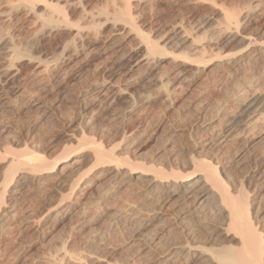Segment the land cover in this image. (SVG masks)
<instances>
[{
	"label": "bare ground",
	"instance_id": "obj_1",
	"mask_svg": "<svg viewBox=\"0 0 264 264\" xmlns=\"http://www.w3.org/2000/svg\"><path fill=\"white\" fill-rule=\"evenodd\" d=\"M197 1L199 2V0ZM82 2V0H16L15 4L0 11L1 20L14 12L19 18L27 17L30 21L29 24L34 27L33 33L30 35L32 37L27 38L28 40L23 43H17L8 34L0 35V79H3L2 82L13 85L23 75L28 74L36 82L34 84L43 87L45 81L50 78H48V74L61 60H70L75 56H82L88 60L92 55L110 49L111 64L117 67L126 64L124 71L128 73L135 74V72L155 69V73L153 72L150 77L153 87L152 93L155 92V95L160 97L159 99L167 102L174 94L173 91L176 87L198 77L207 78L213 72L227 66L230 72L232 71L230 75L232 78L231 85L230 83L224 85L221 90L222 101L221 103L217 101L220 104L216 107L214 105L215 108L212 112L210 111V115L205 116V113H202L204 116L197 118L196 133L204 137L203 146L229 140L233 142L237 140L260 142V138L263 136L260 137V133L264 130V40H257L256 36L255 38H247L239 34V24L243 16L238 13L239 9L236 11V8L229 9L217 4L220 7L216 8V12L222 16V19H216V22H213L214 25L209 23L211 24V26L209 25L210 28L215 27H213L212 34L209 32L210 35H206L207 32L203 30L202 37H199L195 33L198 28L194 31H188L181 25V27L179 25V27L171 26L169 30H172L178 39L179 45H177L172 42L173 39L161 43L157 39L158 36L152 38L149 35L150 32L147 33L144 31L145 29L142 30L136 22L138 18H135L134 13L130 12L131 3L129 0H109V3L99 6V8H88ZM256 6L258 5L247 7L250 11ZM220 19L222 21H219ZM60 30L67 31V39L58 50L56 49L57 52L52 54L53 56L42 58L38 54L33 55L30 52V47L36 41L52 34L54 36V33ZM104 33L108 35L106 43L100 44ZM220 33L223 34L225 42L235 40L242 46L238 48L242 49L232 54L215 53L214 48L218 49L215 38L218 37V34L220 36ZM214 34L217 37H214ZM124 37L129 40L128 43L130 42L129 45L126 41L128 47L126 45L125 47L121 41ZM178 49L183 52L180 53ZM250 63L261 65L258 78L249 77V74V76L240 74L245 68L243 65ZM162 64L167 65V68L172 70L170 74L172 81H176L175 83L171 82V78H166L167 75L166 77L163 75L165 70L158 74L157 69L160 65L163 66ZM131 77L129 76V78ZM106 78H102L103 81L98 83L99 86H96L95 83L96 85L92 87L94 91L101 87L99 93L106 99L110 92L119 96L125 95V99L129 100L128 103L131 101L133 104L131 107H133L136 101L146 102L151 97L148 92V95L137 97L132 93H125L124 90L126 89L122 88L123 86H118V82ZM107 84L112 88H106L105 85ZM91 86L93 85H90V88ZM16 90L19 97L30 102L32 96L25 95L23 90ZM85 93L81 95V99H77L75 108L76 118L81 127L79 133L74 136H67L62 148L49 154L46 160L34 152L25 139L24 142L21 141L17 132L18 128L17 131L14 128L3 129V132L5 130V140L4 144L0 145V165L4 164L3 168L0 169V254H2L1 251L4 246L1 241V234L14 224L22 192L25 189L36 190L39 188V190H48L47 194L49 192V195L48 198H44V200L48 199L47 203L40 204L38 220H34L32 226H40L52 231L58 224L66 221L74 228L77 227L84 236L87 230H93L91 229L93 225L98 226L97 234L92 236L93 238L89 243H87L89 240L86 242L85 246L89 249L87 253L85 252L86 254L71 251L67 248L68 241L64 239L65 242L60 245L57 251L49 254L44 264H264V209L262 202H260L261 198L257 202H250V191L245 189L243 183L239 181L233 183L229 175H225L226 169L218 168L217 158L215 161L212 157L196 159L193 153L184 159V169L179 170L177 167L176 170H166L165 163L161 161L136 157V154H132V151L129 150V146L119 148L118 141L120 140L114 144L111 143L112 145L109 146H106V143L104 145L101 136L97 138L98 136L93 132L97 113L95 102L99 97L96 98L95 95H93L95 98L92 95L87 97L88 94ZM156 96L153 94V97ZM159 128L162 131L165 130L164 127ZM165 137V141H169L167 136ZM261 143L260 145H263ZM193 149L195 152L201 153L196 145ZM170 161H167V165ZM248 168L251 177L263 183L264 153L253 158ZM92 188L103 189L101 199L90 198ZM137 188L142 191L140 192L142 197L155 202L160 200L161 203L162 201L173 203V201L184 199L187 201L191 198L196 203L194 204L197 205L199 212L213 207L219 219L215 224L212 221V226L208 227V224L207 226L202 224L201 217H199L201 215L195 214L196 216L192 219L198 224L197 227L203 225L202 230L199 227L201 233L195 235L184 221L188 216L190 218L191 210V213L189 212V215L181 221L176 220V217L168 218L162 214L159 215V213L155 214V211L152 213V210L148 211L141 208L130 209L127 206H119L110 210L111 194L124 190L135 191ZM195 212L197 211L195 210ZM206 215L204 213L203 218ZM129 218L136 224V231L126 239L124 237L123 243H125L122 247L115 248L114 246L111 254L115 258L111 260L102 259V254L107 253L106 251L110 249L113 241L112 235H115L119 223ZM189 223L192 225L191 222ZM164 226H168L170 236L167 235L169 238H165L166 235L164 236L163 233L154 239L152 237L153 230ZM193 227L196 231L197 227L195 225ZM201 240L212 241L211 243H216V247L211 246L210 243L207 246Z\"/></svg>",
	"mask_w": 264,
	"mask_h": 264
},
{
	"label": "rangeland",
	"instance_id": "obj_2",
	"mask_svg": "<svg viewBox=\"0 0 264 264\" xmlns=\"http://www.w3.org/2000/svg\"><path fill=\"white\" fill-rule=\"evenodd\" d=\"M5 1L0 0V11L6 10L9 6L16 3V0ZM82 1V3L86 4V7L88 8H99V6L101 7L105 3H109V0ZM129 2L131 3L130 12L132 14L134 13L135 18H138L136 19V22L140 26V28L142 30L145 29L144 31L147 33L150 32L149 35L152 36V38H154V36H158L157 39L160 40L159 42L161 43L166 40L172 41L173 39L172 42L179 45L177 43L178 39L173 34V31L169 30L171 26L179 27L181 25L186 30L188 29V31H194L196 30V28H198V32L195 31V33L196 35H199V37H202L204 32H207L206 35H208L209 32L210 34H212V31L215 27L212 26V28H210L211 24L209 23L213 24V22H216V19L218 20L222 17L216 12V8L220 7L218 6L220 4L225 8H236V11H238V9L239 11L241 10L240 12L238 11L239 14L243 15L242 20L239 24V34L241 36H245L247 38H255L256 36L258 38H256L257 40H264V0H199V2L197 0H129ZM254 5L258 6L254 8L255 10L252 8V10L250 9L249 11L248 7ZM238 6L241 8H239ZM246 9L248 12L245 11ZM23 17L19 18L16 13L11 12L5 19H0V35L8 34L12 36L17 43H23L24 41L28 40L29 37H32L30 35H32L34 27L29 24L30 21L27 17ZM25 19L28 20V23ZM221 19L219 21H222ZM106 35L107 34L105 33L103 34L100 44L106 43V38L108 37V35ZM214 37L217 36H215L214 34ZM218 37L215 38L217 39L215 42H217L218 48L217 50L216 47L214 48L215 53L217 52V54L219 53L221 55L232 54L242 49L238 48L239 46H241V44L239 45L237 41L230 40L225 42L223 34L221 33L220 36L218 34ZM260 37L261 39H259ZM66 39L67 31L60 30L54 33V36L52 34L49 37H45L36 41L33 46L30 47V52H32L33 55L38 54L42 58H48L50 57V55L53 56L57 52L56 49L58 50V48ZM121 41L124 43V46L126 45L128 47L130 45V42L128 43L129 40L126 37H124V39ZM126 41L129 45L126 43ZM109 50L110 49H105L97 54H94L88 60L84 59L82 56H75L70 60H61L62 63L58 62V65L55 66L52 71H50L51 75H49L50 73L48 74V78H50L45 81L43 87L39 86L38 84H34L36 82L31 77H29L28 74L23 75L20 80L15 81L13 85L11 83L6 84L5 82H2L3 79H0V145L2 146L5 140V130L3 132V129L5 128L9 130L14 128L15 131L18 130L17 132L21 137V141L24 142L25 139V141L28 142L29 147L32 148L34 152H37L40 156H43L46 160L49 154H52L54 151H58L62 148L67 136H74L79 133V129L81 127L79 126L78 120L76 118L77 116L75 114V108L77 106V101L81 99V95L86 92L88 94L87 97H91V95H95L96 98L99 97V99H97V101L95 102L97 105V113L94 121L93 132L96 133V135L98 136L97 138L101 136V140L103 141L104 145L106 143V146H109L112 145L111 143L114 144L118 140H120L121 142L118 141L119 148L129 146V150L132 151V154H136V157L145 158L147 160L150 159L153 161L158 160V162L161 161L165 163L164 165L166 170H176L177 167L179 168V170L184 169V159L188 156H191L193 153L195 154L196 159H201L202 157H212L215 161V159L217 158L216 161L218 162V168H225L227 172V174L225 172V175H229L230 180H232L233 183H237L238 181L243 183L244 188L250 191V202H257L261 198L260 202H262L261 204L264 209V182L262 183L261 181H257L256 179L252 178L248 168L253 158L259 157L264 153V130L260 133V137L262 135L263 136L260 138L259 143L239 140V144L238 140L236 141L237 143L235 141L233 142L229 140L226 142L224 141L225 143H213V145L211 144L206 146H203L202 144L204 137H201L196 133L197 118H200L201 116L203 117L204 113L205 116H208V114L210 115L213 108L221 103V90L224 85L229 84L232 80V78H230L232 71L230 72L229 67L224 66L218 69V71L213 72L207 78L198 77L195 80H191L190 82L181 84L180 86L175 88V90L173 91L174 94L172 93L173 95L171 96L170 100L166 102L164 100L162 101V99H159L160 97L156 96L155 92L152 93L153 87L150 77L153 75V72L155 73V69H153L152 71L151 69H147L146 71H139L137 72L138 74L135 72L136 75L134 73H128L124 71L126 64L123 65L124 67H117L111 64L112 56ZM167 52H169V50H167ZM181 52L183 51H180V53ZM110 60L111 62H109ZM248 65H243V67L245 66V68H243L240 74L243 73V76L250 75L249 77L253 76L254 78H258L260 76L259 68L261 67V65L259 66V63H250ZM167 67V65H160L159 69H157L159 72L158 74H161V71L165 70L163 72V75L165 77L167 75L166 78H171V82L175 83L176 81H172V76L170 74L172 70ZM24 72H26V70H24ZM129 76L132 77L129 78ZM102 78L118 82V86H123L122 88L126 89L124 90L125 93H132L136 97L139 95L145 96L149 93L151 94V97L149 101L146 102L136 101L134 103L135 106H133L135 109L131 107L133 105L131 104V101L129 102L130 104L127 102L129 100L125 99V95L119 96L118 94H113L110 92L108 93L106 99L99 93L101 92V87H98V90L96 88V92L92 89V87H94V85L96 84V86H99L101 81H103ZM90 85L93 86H91L90 88ZM25 86L27 87L25 88ZM105 86L106 88L110 87L109 89L112 88L111 86H109V84ZM16 89L23 90L25 92V95L32 96L30 98V102L25 101V98L23 97H19L16 93ZM153 94L158 98L153 97ZM217 101H219L220 103ZM159 127H164L166 132L165 130L162 131ZM160 130L162 131V133L165 132L166 135L165 133L162 134ZM172 133H174L175 135ZM139 135H141L142 137ZM170 135L172 136L170 137ZM165 136H167L169 141H165ZM164 142L169 143L165 144ZM250 143L252 144V146ZM260 143L263 145H260ZM193 145H196L197 148H199V152L201 153H198V151L195 152V150L193 149ZM241 145L243 146L241 147ZM236 146L238 148H241L238 149ZM1 158L4 159V157ZM168 159H170L171 161ZM167 161H170V164L168 163L167 165ZM2 166H4V164L0 165V169L3 168ZM247 169L248 171H246ZM99 189H101L102 191H100ZM137 189H135V191H118L115 192L116 194H111V202L109 203L110 210H113L114 208H117L119 206H127L130 209L141 208L148 211L152 210V213L155 211V214L159 213V215L162 214L163 216H166L168 218L170 217L173 219L176 217L175 219L179 221L185 218V216H188V213L191 210L192 213L190 212V218L188 216L189 220L188 218H185L184 221L187 226L189 225L188 228L190 227V231L195 235L201 233L200 229L202 230L203 228L202 224L206 226L208 224L209 227L212 226L213 223L215 224L219 219V217L217 218V212H214L215 208L209 207L208 209L206 208V211L205 209L201 210V212L203 213L202 214L201 212H199L200 210L196 207V203L193 202L194 200L191 198L187 199V201L186 199L178 200L176 202L173 201V203H165L164 201H162L161 203L160 200L156 202L152 200V202L149 199L142 197V193H140L142 191L139 188ZM33 190L35 189H25L22 192L21 200L18 205L19 209L17 211L18 213L14 220V224L10 226L11 228L9 227L5 230V232L2 233L3 235L1 234V241L3 242L4 246L3 250L1 251L2 254H0V264H44V261L49 256V254H53L55 251H57L58 248H60V245L65 241H68L67 248L71 249V251L74 250L77 251V253L82 254H84L85 252L87 253L89 249L85 245L92 240V236H94V234H97L96 232L98 226L93 225L91 227V229L93 230H87V235L85 234V236L80 230L77 229V227L74 228V226H71L66 221L58 224L52 231L43 229V227L40 226H32L34 220H38V216L40 214V204L44 205L45 203H47L48 199L44 200V198H48L49 195V192L47 194L48 190L46 191V189H43L44 191L41 189L40 191L39 188H36L35 191ZM102 193V188H92L90 190V198L101 199V197L103 196ZM187 210L188 212L185 213ZM195 210L197 212H195ZM204 213L207 215L203 218ZM155 214L152 215L155 216ZM195 214L201 215L199 216L202 220H200L202 222L201 226H199L200 229L199 227H197L198 224L192 219L196 216ZM205 217H207L206 219L208 221L205 219ZM215 218L217 220H214ZM204 219L209 223H206ZM212 221L213 223H211ZM189 222H191L192 225H190ZM194 225L197 227L196 231H194ZM167 228L168 226H164L159 227L155 231L153 230L152 237L155 239L159 237V234L164 233L163 235H166L165 238H169L170 234ZM136 229V224H134V222L130 218L122 220L119 223L118 229L115 230V235H112L113 241L111 242L110 249L106 251L108 254L103 253V257L101 256V258L104 260H111L115 258L113 254H111L114 246L115 248L122 247L125 243H123L124 237L125 239L127 237H130V235H132L136 231ZM167 234H169V236ZM201 242L204 244L206 243L207 246H209L210 243L211 246L213 245L216 247V243L213 242V244L211 243L212 241L206 242L201 240Z\"/></svg>",
	"mask_w": 264,
	"mask_h": 264
}]
</instances>
